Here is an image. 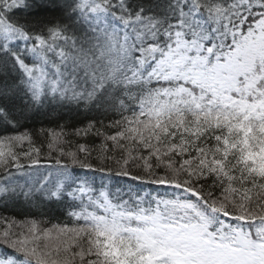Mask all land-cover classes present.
<instances>
[{
  "label": "snow or ice",
  "instance_id": "1",
  "mask_svg": "<svg viewBox=\"0 0 264 264\" xmlns=\"http://www.w3.org/2000/svg\"><path fill=\"white\" fill-rule=\"evenodd\" d=\"M9 207L0 264H264V0H0Z\"/></svg>",
  "mask_w": 264,
  "mask_h": 264
},
{
  "label": "trees",
  "instance_id": "2",
  "mask_svg": "<svg viewBox=\"0 0 264 264\" xmlns=\"http://www.w3.org/2000/svg\"><path fill=\"white\" fill-rule=\"evenodd\" d=\"M99 139H96V143L95 145L93 146H98L99 145ZM42 160H45L46 161V158H42ZM47 170V167L46 166H43L40 168V171L44 172ZM23 210L20 209V208H12V207H9L7 209H4V208H0V213H2L3 215H6V216H16L17 218H19V214L22 212ZM62 219V218H61ZM61 221L60 220H53L52 223H60ZM50 226V225H49Z\"/></svg>",
  "mask_w": 264,
  "mask_h": 264
}]
</instances>
